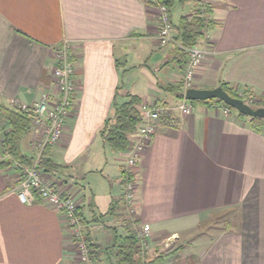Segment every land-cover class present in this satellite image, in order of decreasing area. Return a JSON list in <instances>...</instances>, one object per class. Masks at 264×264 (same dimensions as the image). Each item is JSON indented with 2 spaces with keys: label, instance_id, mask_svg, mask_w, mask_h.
<instances>
[{
  "label": "crops",
  "instance_id": "crops-1",
  "mask_svg": "<svg viewBox=\"0 0 264 264\" xmlns=\"http://www.w3.org/2000/svg\"><path fill=\"white\" fill-rule=\"evenodd\" d=\"M204 1L215 24L198 43L209 52L195 87L228 83L264 94V0ZM193 11L187 3L179 19ZM158 16L152 0H0V103H32L53 92L55 47L72 44L75 111L62 140L50 146L64 168L43 174L77 201L88 221L107 213L124 192L128 151H113L100 135L118 87L144 103L179 101L164 87L182 81L186 58L174 42L159 44ZM34 138L31 125L23 153L32 156ZM8 158L1 132L0 161ZM133 172L138 215L154 243L170 234L191 239L192 230L215 215L225 221L211 237L200 232L157 264H264V126L257 131L237 114L196 104L188 115L177 113L173 125L159 124ZM21 178L15 163L0 169V264H75L78 248L59 211L40 199L22 202ZM121 206L104 223L89 224L100 246L98 264L116 260L108 247L124 235L117 226Z\"/></svg>",
  "mask_w": 264,
  "mask_h": 264
},
{
  "label": "built area",
  "instance_id": "built-area-1",
  "mask_svg": "<svg viewBox=\"0 0 264 264\" xmlns=\"http://www.w3.org/2000/svg\"><path fill=\"white\" fill-rule=\"evenodd\" d=\"M159 10V30L158 42L165 46L174 42V30L171 20V11L164 5L154 0ZM185 52L187 63L183 75V97L176 104L164 103H144L143 123L136 133V138L132 142L128 156L125 160V170L133 172L140 156L153 140L158 131L160 123L172 124L175 122L177 113L188 115L195 109L192 100L186 97L188 88L195 87V76L198 66L201 64L204 55L209 52L199 44L193 46H184L178 43ZM72 44L69 40H64L60 45L55 47L54 64L51 68L52 77L55 84L53 92H43L39 98L32 103H25L16 98H12L11 105L21 112H30L33 114L32 127L35 138L32 141L33 147V164L22 166L19 162L15 165L20 168L22 178L18 185V195L22 202L27 204L34 203L40 199L45 204L57 209L61 215L66 229L70 235L71 241L77 246L80 253L81 264H98L93 255L89 242L85 237V225L78 215V203L69 195H64L57 187L54 180L45 177L39 169V159L47 146H53L59 143L65 133L66 120L75 111L74 95L77 88L75 72L76 64L70 57ZM211 52V51H210ZM212 108L217 113L225 116L235 115L230 106L224 104H215ZM2 127L0 125V133ZM136 180H129L124 187L123 199L126 215L122 218L127 223L132 222V229L137 233L142 250L148 252L151 238L150 228L143 225L138 215L135 193ZM138 221V222H137ZM121 224V223H120ZM177 238V236H176ZM175 237L168 238L163 244V248L170 246L171 240ZM163 248L155 252L154 257L162 253ZM149 253V252H148Z\"/></svg>",
  "mask_w": 264,
  "mask_h": 264
},
{
  "label": "trees",
  "instance_id": "trees-1",
  "mask_svg": "<svg viewBox=\"0 0 264 264\" xmlns=\"http://www.w3.org/2000/svg\"><path fill=\"white\" fill-rule=\"evenodd\" d=\"M154 2V0H152ZM159 3L166 5L170 11L179 3L185 5L189 2L193 3L194 11L191 16L182 15L179 21H174L172 12L171 20L174 30V43L177 46L178 51L186 58L185 50L178 45V43L184 46H193L198 44L201 39L204 38L206 31L210 29L215 21L211 18V4L204 0H158ZM155 3V2H154ZM186 66V64H185ZM221 86L234 97L243 99L251 106L257 108L264 106V94H256L253 91H241L239 88L232 86L228 83H222ZM168 91L174 92L177 97H183V78L180 83L176 85L169 84L165 86ZM123 92L121 93L120 91ZM121 95L125 98L124 101H119ZM160 103V102H158ZM193 103H204L210 106L215 104H224L219 99L209 100H194ZM143 98L131 91L125 90L122 86H119L113 102V112L106 119L102 128L100 129V135L113 151L125 152L128 151L131 146V136L136 135L139 128L143 123V110H142ZM237 116L242 120H247L249 124L261 131L264 126V118L258 116H247L236 109L230 107ZM33 121V114L30 112H21L12 105L6 103H0V125L2 127L4 152L9 156L8 159L0 161V169L14 165L17 161L22 166H29L33 164V156L27 155L21 150V140L23 136L31 129ZM64 168L61 164L57 163L51 156L50 146H47L40 159L39 169L42 172H53ZM123 181L126 184L129 180L135 179L134 172L122 171ZM122 210H125V202L122 198L119 200L114 199L111 208L105 214L96 215L92 221H88L83 215L82 209L78 206V215L80 216L83 224L85 225V237L89 242L93 255L99 262V248L97 244L92 242L90 232L88 230L89 224L93 221L104 223L106 215L117 213L119 205ZM120 209V210H121ZM119 210V211H120ZM120 215H123L121 212ZM138 222V221H137ZM131 222L127 223L125 227V234L117 237L116 242L108 249L113 252L116 260L113 264H152L157 259H151V255L142 250L137 233L132 229ZM116 228V227H115ZM161 257L159 258V260Z\"/></svg>",
  "mask_w": 264,
  "mask_h": 264
},
{
  "label": "rangeland",
  "instance_id": "rangeland-1",
  "mask_svg": "<svg viewBox=\"0 0 264 264\" xmlns=\"http://www.w3.org/2000/svg\"><path fill=\"white\" fill-rule=\"evenodd\" d=\"M182 6H184V5H181V4L177 3L172 8V11L171 12H172L173 19L175 21H177L179 19V16L182 14L181 13L182 12ZM135 201H136V204H137V200H135ZM125 215H126V213H125V210H124L123 211V215H121V217H120L121 220H119L121 224L120 225L119 224L117 225L119 228L122 227L123 234L126 233L125 232V227L127 226V224H126L127 221H125L126 219L122 221V218ZM131 224H132V222H131ZM223 224H225L224 218L223 217H218V216L215 215V216H213V218L211 220H209L207 222H203L201 224V226H198L197 229L192 230V232L190 234V236L192 235L191 239L184 240V241H179V238H176L177 234H170V235H167L162 241H160V243H159V241L156 242V243H154V241L152 239V234H151V231H150L151 242H150V246H149L148 252L151 255V259H154V260L157 259V260H159L160 257L163 258V256H166V255H169V254H172V253L174 254L175 253L174 251H178L181 248L180 247L181 244L185 245L187 242L193 241V239L195 240L196 234H198L200 232H201L200 233V237L201 236L211 237L210 232L217 231L216 230L217 229V226L218 225L221 226ZM145 225H147V224H145ZM170 237H175V239H172L171 240V243H170V246L169 247H166L164 249L163 248V244L165 242H163V241H166ZM160 246L163 248L162 253H160L159 256L154 257L155 252L160 248ZM75 253H76V261H75V264H81L79 251L78 250L77 251L75 250ZM156 261L154 263H152V264H157L159 262L158 261L156 263Z\"/></svg>",
  "mask_w": 264,
  "mask_h": 264
},
{
  "label": "water",
  "instance_id": "water-1",
  "mask_svg": "<svg viewBox=\"0 0 264 264\" xmlns=\"http://www.w3.org/2000/svg\"><path fill=\"white\" fill-rule=\"evenodd\" d=\"M186 97L192 101L219 99L244 115L264 118L263 106L255 108L243 99L231 96L222 86L214 88L191 87L187 89Z\"/></svg>",
  "mask_w": 264,
  "mask_h": 264
}]
</instances>
